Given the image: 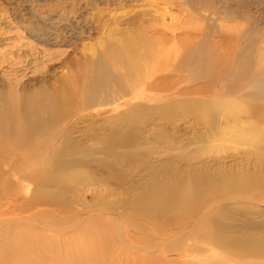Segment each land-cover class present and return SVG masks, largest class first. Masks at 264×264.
I'll return each mask as SVG.
<instances>
[{
    "label": "rangeland",
    "instance_id": "1",
    "mask_svg": "<svg viewBox=\"0 0 264 264\" xmlns=\"http://www.w3.org/2000/svg\"><path fill=\"white\" fill-rule=\"evenodd\" d=\"M124 44L149 53L123 76ZM202 47L231 71H200ZM160 81L167 90L147 86ZM32 93L50 97L58 119L23 118L29 143L7 139L16 148L0 153V247L42 239L62 264H79L73 251L92 235V264H264L263 118L260 136L234 135L243 108L264 107V0H0L1 110L2 98ZM229 101L240 122H227ZM67 136L84 169L38 187ZM191 180L199 189L180 207L141 209L142 195ZM207 231L256 252L214 245Z\"/></svg>",
    "mask_w": 264,
    "mask_h": 264
},
{
    "label": "bare ground",
    "instance_id": "2",
    "mask_svg": "<svg viewBox=\"0 0 264 264\" xmlns=\"http://www.w3.org/2000/svg\"><path fill=\"white\" fill-rule=\"evenodd\" d=\"M239 36H241V35H239ZM196 51L198 52V53H196L197 54V64L199 65L200 71L211 72L210 74L212 76H214L215 79L221 78L225 74H228L231 71V67H229L228 64L222 68H218L217 66L212 67L213 57L210 56V54H208L206 52V50L203 49V47L199 48V49L196 48ZM148 53H149V49L146 48V46L143 49H138L137 46L130 45V44H124L118 50V52L115 56L117 59L115 61L118 62V64L122 67V70L124 71L123 76L125 74H128V75L133 74L134 70H136V68H137L138 61H140V59L145 58V56ZM250 53H251V49L249 47H247L243 50L242 55H243V57L246 58L248 55H250ZM243 61L245 62L244 63L245 65L242 67V70H246L248 63L246 64V61H247L246 59ZM164 79L165 78L162 77L160 80H164ZM163 83L164 82H162V81H160L159 83H155V84L149 83V84H147V86L149 89L150 88L151 89L152 88L153 89H163L164 88L167 90L166 83L165 84H163ZM233 85H234L233 81L230 80L228 82L227 88H233ZM2 100L3 101H1V103L7 104L9 109H8V111H4L6 113V114H4V112L0 108V153L3 151L8 152L10 150H14L16 148L15 146L20 147L21 145H18V144L21 143L22 139L24 141L23 143H29L27 136H30V134L32 133L31 129H33V128H32V126L31 127L29 126L28 128L25 127L24 124L22 123L23 118L31 120V122H35V123L37 120L43 119L42 115H45V116L48 115L53 120L58 119V115L55 112V108L53 105V100L48 96H47V98L44 95L42 96V98H36V96L33 93L30 95H27V96H23L22 94H20V96L13 94L9 100H6L5 98H2ZM19 101H21L22 104H20ZM234 102L229 101L227 103L233 111L232 115L228 116L229 118L226 117L227 122H235L236 120H239L240 117L242 118L241 114L243 115L244 111L251 112V113H249L250 114L249 116L247 113V117L245 120L243 119L244 121H242L243 122L242 125H241V123H239L241 120H239V122L237 121L240 124V127L234 128L235 134L234 133L233 134L236 137H241L243 139H248V140H253L256 135L260 136V134L263 137L262 134H264V133L262 131H260L262 133L259 134L258 128H260V127H258V126H260V125H258V122L261 123L264 120V116H263L264 114L261 115L262 112H260L261 113L260 114L257 112L258 110L256 111V109H258L256 106H258V105L255 106L256 108L253 105H250L246 109L243 108L244 111L242 113L241 112L242 108L241 107L239 108L237 105L234 104ZM17 104L21 105V106L19 105L21 107L20 109L17 108ZM258 107L262 108L261 106H258ZM262 109H264V107ZM262 118H263V120H262ZM51 124L52 123L49 122L47 124V126L50 127ZM230 129L232 130V128H230ZM133 131H134V129H133ZM43 132L46 133V132H48V130H44ZM130 133H131V131H130ZM123 134H122V138H121L122 140L125 139V137H123ZM224 134L222 132L218 134V132H217L216 135L217 136L218 135L223 136ZM118 136H120V135H118ZM118 136H116V137H118ZM258 136L256 138H260ZM130 137H128L126 139H130ZM7 139L10 140V142L13 143L15 146L9 147V149H8L6 146V140ZM260 139L264 140V137L260 138ZM115 140L119 141V138L118 139L116 138ZM130 140H128V141H130ZM132 141H135V140L133 139ZM132 141L127 142L125 140L124 143L127 142L128 144L129 143L132 144ZM120 142L121 141H119V144H121ZM137 142H135V144H137ZM64 143L65 144H63V146H65L66 148L54 149L53 154L51 156V157H54V159L57 162L52 167V170H53L52 172H54V171L56 172L55 176L48 177L47 179L39 182L38 187H43V185H46V184L49 185L50 183H54L52 185H55V183H56L59 186H63L64 181H66L68 179L67 178L64 180V177L69 176V174H70V173H68L69 169L70 170H71V168H82V169H84V166H83V163L81 162V160L76 158L75 156H73L77 152V146H75V144H76L75 140L73 141L72 139H70L67 136L64 139ZM122 145H123V143H122ZM124 145H127V144H124ZM127 147H131L130 144ZM129 151H131V150H129ZM123 153L126 154V151ZM68 155L69 156L72 155L73 157H71V159H67L66 157H69ZM139 155L140 154L138 152H136L135 154H127V155H122V156L124 157V159L130 158V160H131V158H132V160H133L135 158L137 159L139 157ZM127 159H125L124 161H126ZM115 160H117V158ZM127 162H128V160H127ZM128 163H130V162H128ZM111 164H112V162H111ZM71 174L74 175V172H72V170H71ZM195 178H197V176ZM180 180H183V178ZM176 181H178V180H176ZM185 181L186 182L184 183V181H183L182 184H186L187 180H185ZM193 181L194 180H191V183L193 184L192 187L191 186L184 187V185L177 182V183H174V184H176L175 188H174V186L173 187L168 186L167 188L155 190L154 193L142 195L140 197L141 198V201H140L141 202V206H140L141 209L143 208V209H145L149 212H153V213L156 212L157 210L162 212V211H165V209L168 210V208H170V206L173 207L174 204L178 206L179 203H177V204L175 203V201L177 199H181L184 201L186 200V202L190 201L193 193L196 191V189H199V187L198 188L194 187V186H196L195 185L196 180H195V182H193ZM197 182H198V179H197ZM201 183H202V181H201ZM189 185H191V184H189ZM38 189L40 190L41 188H38ZM180 206L181 205L179 204V207ZM177 208L178 207H176L174 209H177ZM217 233H215L214 231L213 232L211 231V233H209V236H207L214 245H219V246L220 245L221 246L228 245V246H230L231 250L235 248L237 253H239L240 255L245 254L247 252H256L254 249L255 248L257 249V246L254 247L253 243H251L253 245H249V246H246L245 244H244V246H240L241 244H239L235 241L227 242L226 241L227 238L224 240V238L220 237ZM34 240L35 241H24V240L17 241L16 240V241H13L9 244L4 245V247L1 246L0 247V254L1 255L3 253L6 254V252L10 251L13 256L4 257L5 256L4 255L3 257H0V264H62V259H60L59 257L56 256V253L54 252L55 250H51L50 247L45 245L43 243L42 239L39 241H36V239H34ZM228 240H229V238H228ZM251 240H253V239H251ZM245 242L247 243V240ZM95 246H96V243L94 242V237L92 235H88L86 238H81V240L78 242V244L75 247V251H73L77 256L79 264H85V263L92 264L95 261L99 260L97 251L95 250ZM263 249H264V246H263ZM5 250H7V251H5ZM45 253L49 254L48 258H46L47 257L46 255H44ZM49 258H50V260H48ZM51 262H53V263H51ZM75 262H77V260H75Z\"/></svg>",
    "mask_w": 264,
    "mask_h": 264
}]
</instances>
